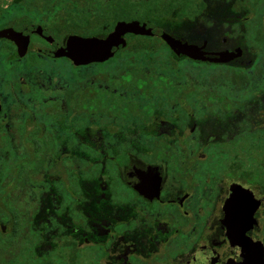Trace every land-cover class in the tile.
I'll use <instances>...</instances> for the list:
<instances>
[{
  "label": "flooded vegetation",
  "instance_id": "1",
  "mask_svg": "<svg viewBox=\"0 0 264 264\" xmlns=\"http://www.w3.org/2000/svg\"><path fill=\"white\" fill-rule=\"evenodd\" d=\"M258 152L264 0H0V264L242 263Z\"/></svg>",
  "mask_w": 264,
  "mask_h": 264
},
{
  "label": "water",
  "instance_id": "2",
  "mask_svg": "<svg viewBox=\"0 0 264 264\" xmlns=\"http://www.w3.org/2000/svg\"><path fill=\"white\" fill-rule=\"evenodd\" d=\"M143 28V26H138ZM128 28L132 29L134 26H129ZM165 36V35H164ZM166 37V36H165ZM167 42L174 47L176 42L166 37ZM122 42L119 41H97V40H88L82 42H76L68 48V56L75 63L84 64L92 61H101L109 56L118 48L122 46ZM186 49H183V52L190 54V47L186 46ZM222 60V59H218ZM224 60V59H223ZM246 226H244L245 228ZM249 242L252 240H246ZM254 244V240L252 241ZM239 264H264V251L262 246H253L252 248L244 249V258L242 263Z\"/></svg>",
  "mask_w": 264,
  "mask_h": 264
},
{
  "label": "rangeland",
  "instance_id": "3",
  "mask_svg": "<svg viewBox=\"0 0 264 264\" xmlns=\"http://www.w3.org/2000/svg\"><path fill=\"white\" fill-rule=\"evenodd\" d=\"M244 121H246V120H244ZM247 123H249V122H243L244 125L247 124ZM254 155H255L256 157H255ZM263 155H264L263 153H259V152H258V153H252V156H254L255 159H254V162H252L251 164L254 165V166H255L256 163L259 164V162H260V160L262 159ZM250 157H251V156H249V158H250ZM245 161H246V160H245Z\"/></svg>",
  "mask_w": 264,
  "mask_h": 264
}]
</instances>
